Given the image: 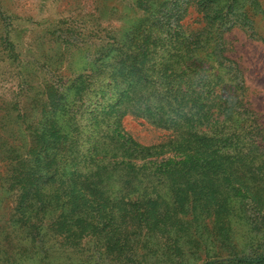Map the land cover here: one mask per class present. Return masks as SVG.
Returning a JSON list of instances; mask_svg holds the SVG:
<instances>
[{
    "label": "trees",
    "instance_id": "trees-1",
    "mask_svg": "<svg viewBox=\"0 0 264 264\" xmlns=\"http://www.w3.org/2000/svg\"><path fill=\"white\" fill-rule=\"evenodd\" d=\"M131 6L137 18L93 56L81 52L76 77L45 85L30 146L13 149L17 212L29 211L27 223L61 224L65 237L75 229L74 238L91 239L87 264H194L199 252L203 264H264V129L244 100L238 68L224 55V36L233 29L264 44L254 26L262 5ZM192 7L201 27L187 31ZM124 117L165 132V139L138 143L123 130ZM202 208L221 223L236 217L248 224L242 238L220 240L226 259L208 255L193 240L195 230H174L198 220Z\"/></svg>",
    "mask_w": 264,
    "mask_h": 264
},
{
    "label": "rangeland",
    "instance_id": "rangeland-1",
    "mask_svg": "<svg viewBox=\"0 0 264 264\" xmlns=\"http://www.w3.org/2000/svg\"><path fill=\"white\" fill-rule=\"evenodd\" d=\"M258 1L264 10V0ZM136 13L131 0H0V264L88 263L91 239L74 238L75 229L65 237L61 224L27 223L29 211L23 208L17 212L18 194L11 185L17 154L13 149L30 146L46 98L45 85L55 77L64 82L76 77L74 65L84 50L93 56L98 47L107 45L113 32L136 19ZM184 22L187 31L201 27L193 7ZM254 26L264 36V14L256 16ZM224 47V55L243 79L244 100L264 129V44L233 29L225 34ZM121 126L145 146L159 144L166 136L133 117L122 118ZM219 220L218 215L202 208L198 220L174 224V230H195L193 240L204 243L208 255L215 251L216 257L226 259L220 240L228 237L229 242H235L249 232L248 224L236 217H225L223 223ZM188 235H180L181 240H187ZM75 239L79 243L76 248ZM68 245L72 249L66 250ZM203 253L190 262L203 264Z\"/></svg>",
    "mask_w": 264,
    "mask_h": 264
}]
</instances>
